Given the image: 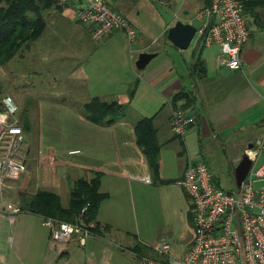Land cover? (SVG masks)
<instances>
[{"label":"crops","instance_id":"1","mask_svg":"<svg viewBox=\"0 0 264 264\" xmlns=\"http://www.w3.org/2000/svg\"><path fill=\"white\" fill-rule=\"evenodd\" d=\"M209 1L161 0L155 6L149 0H110V5L136 28L138 37L132 44L121 32L110 34L102 42L93 41L90 28L77 18L76 4L55 5L47 14L43 35L17 56L24 59L26 55L50 52L51 45L44 39L53 34V21L49 20L55 19V103L47 108V135H53L55 152L51 150L49 165L41 160L33 165L29 160L31 144L27 145L28 172L5 191H17L15 204L6 203L20 209V194L33 196L46 191L56 194L60 205L68 208L72 185L81 179L90 181L97 174L99 191L109 197L92 222L100 226V232H91L84 247L72 242L65 250L50 243V231L40 215L0 212V264H142L143 257L157 260L153 250L147 256L140 249V245L150 247L156 241L134 229L131 222L130 194L135 191L138 203L140 196L134 182L149 190L163 191L169 185L182 189L179 183L189 161L208 165L207 156L221 158L229 150L234 151L232 164L237 166L250 144L264 140V8L255 16L246 13L250 39L241 54L240 70L231 71L218 64V45L191 44L184 51L167 38L177 22L196 27V14ZM142 53L156 57L133 75L132 64ZM135 84L134 97L129 100L128 91ZM180 92L188 93L192 103L185 106L183 99L177 109L185 108L196 117L184 137L176 136L171 128L176 108L172 100ZM94 99L128 104L127 121L122 119L111 126L90 122L85 107ZM18 116L27 141L33 123L23 109ZM141 118L153 119L161 146L158 177L137 145L135 125ZM32 166L39 170L38 180ZM44 166L55 170V182L51 180L54 174L45 178L41 171ZM212 176L220 185V179ZM182 191L186 205L180 211L193 234L170 243L171 254L178 257L187 253L194 242L191 207ZM157 261L167 259L159 257Z\"/></svg>","mask_w":264,"mask_h":264},{"label":"built area","instance_id":"2","mask_svg":"<svg viewBox=\"0 0 264 264\" xmlns=\"http://www.w3.org/2000/svg\"><path fill=\"white\" fill-rule=\"evenodd\" d=\"M65 7L76 4L77 18L91 30L92 40L102 42L115 32L123 33L132 44L138 33L132 23L111 5L110 0H53ZM250 0H211L209 6L196 14L197 32L192 44L211 47L218 45L217 62L231 71L242 69L241 54L250 39L245 3ZM19 107L11 96L0 103V212L17 214L20 209L9 206L3 199L11 184L27 174L25 156L20 155L24 128L19 120ZM196 117L189 110L175 109L171 117L172 132L184 137ZM247 153L253 166L242 187L235 191L218 185L208 165L189 161L184 178L179 183L191 207L194 242L190 250L178 257L171 254V244L160 239L150 247L166 262L142 258V264H264V140L255 142ZM89 204L84 207V214ZM50 231V243L66 249L72 242L86 245L93 224L82 220L75 223L41 216Z\"/></svg>","mask_w":264,"mask_h":264},{"label":"rangeland","instance_id":"3","mask_svg":"<svg viewBox=\"0 0 264 264\" xmlns=\"http://www.w3.org/2000/svg\"><path fill=\"white\" fill-rule=\"evenodd\" d=\"M149 1L155 6H158L161 2V0ZM49 21H53L50 29L53 34L46 35L44 42L51 45L50 52L45 53L43 56L26 55L24 59L17 56L14 61L6 66L0 65V102L4 97L11 96L19 109H23L25 117L33 123L27 141L25 139L20 148V155L26 157V147L31 144L29 160L32 161L33 165L39 160L49 165L51 150L55 152L53 135H47L49 131V112L47 108L48 105L55 103V19ZM136 61L132 64L133 75L142 72L137 70ZM125 74L127 75V73ZM124 121H127V119H124ZM238 146L239 143H236V148ZM232 155H234V151L226 150L221 158L214 157V159L207 156L206 162L211 172L220 179V186L226 190L235 191L236 166L232 164ZM263 163L264 154L260 155L258 167H261ZM32 167L34 170L33 176L38 180L36 176L39 170L34 166ZM41 171L45 173V178L54 174L51 180L55 182V170L44 166ZM135 183L134 190L138 188L140 192L139 203L134 200L135 191L134 194H130V202L128 201L134 229L138 228L139 231L147 234L149 238L153 239L151 240L153 243L160 239L174 243L181 237L191 238L193 230L189 227L184 213L181 214L180 211L186 205V200L179 186L169 185V189L162 191L158 188L149 190L146 185ZM263 184L258 183L256 187ZM16 193V190L5 192L4 201L15 204ZM145 199L146 201H144Z\"/></svg>","mask_w":264,"mask_h":264},{"label":"trees","instance_id":"4","mask_svg":"<svg viewBox=\"0 0 264 264\" xmlns=\"http://www.w3.org/2000/svg\"><path fill=\"white\" fill-rule=\"evenodd\" d=\"M211 0L209 1V6ZM205 6V7H207ZM264 8V0H250L245 3V13L257 15L259 9ZM55 9L53 0H0V65L6 66L22 50L31 48L46 29V16ZM136 84L129 89V100H132ZM186 100L185 106L192 103V98L186 92H180L173 97L172 104L177 109L181 100ZM1 103V102H0ZM86 118L98 125L111 126L128 115L129 105L117 101L103 102L94 99L85 107ZM137 145L147 157L149 168L156 177L159 176V158L161 146L158 143L156 130L152 118H141L135 125ZM161 183L170 184L171 181ZM100 174L88 181L81 179L71 187L70 204L68 208L60 205L56 194L40 191L33 196L20 194V211L56 218L60 221L75 223L80 218L86 224H91L97 218L107 194L99 191ZM89 204L86 212L82 210ZM92 233L100 232V226L95 224ZM143 255L151 253V247L140 245ZM159 258V256H158ZM158 258H156L158 260Z\"/></svg>","mask_w":264,"mask_h":264},{"label":"water","instance_id":"5","mask_svg":"<svg viewBox=\"0 0 264 264\" xmlns=\"http://www.w3.org/2000/svg\"><path fill=\"white\" fill-rule=\"evenodd\" d=\"M197 28L191 24H184L177 22L168 32V40L177 48L181 50H188L196 35ZM156 57V54L142 53L140 54L136 68L139 71L144 70L149 63ZM254 145L250 144L248 149H253ZM253 166V161L247 153H244L238 165L235 168V183L236 187L240 189L242 184L247 179L249 172Z\"/></svg>","mask_w":264,"mask_h":264}]
</instances>
